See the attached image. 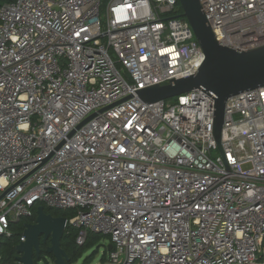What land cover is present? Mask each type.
Wrapping results in <instances>:
<instances>
[{
    "label": "built area",
    "instance_id": "2783aa9c",
    "mask_svg": "<svg viewBox=\"0 0 264 264\" xmlns=\"http://www.w3.org/2000/svg\"><path fill=\"white\" fill-rule=\"evenodd\" d=\"M198 1L220 45L264 47V0ZM181 15L177 0L0 6V243L43 206L72 211L79 247L109 238V264H264V87L227 100L219 144L206 93L134 92L202 64Z\"/></svg>",
    "mask_w": 264,
    "mask_h": 264
},
{
    "label": "water",
    "instance_id": "95a60500",
    "mask_svg": "<svg viewBox=\"0 0 264 264\" xmlns=\"http://www.w3.org/2000/svg\"><path fill=\"white\" fill-rule=\"evenodd\" d=\"M177 1L182 9L181 16L189 23L204 60L193 75L171 79L170 84L165 86L155 84L134 92L146 104L174 99L194 90L206 93L214 101L213 136L219 144L227 100L245 91L264 87V47L240 52L220 45L199 1ZM4 195L1 194L0 199ZM35 215L33 224L24 225V240L15 248L18 254L16 264H35L33 257L39 256L40 238L43 242L49 240L46 253L52 256L53 264H65L67 256L61 248V240L66 229V218L46 214L43 206L37 207ZM107 250H111V245Z\"/></svg>",
    "mask_w": 264,
    "mask_h": 264
},
{
    "label": "trees",
    "instance_id": "16d2710c",
    "mask_svg": "<svg viewBox=\"0 0 264 264\" xmlns=\"http://www.w3.org/2000/svg\"><path fill=\"white\" fill-rule=\"evenodd\" d=\"M14 0H0L2 2L1 4H7L11 3ZM120 67V66H118ZM37 209V208H36ZM45 210V207H44ZM72 214V211H69ZM68 211H61V210H52L47 209L45 210L46 214H50L53 217L56 218H66L68 219ZM36 218L35 211L34 215L30 219L20 220L17 223H14L11 225V236L9 238H3L0 243V264H15V260L17 257V252L15 250L16 246L20 242V238L22 236L23 228L25 224H28L30 222H34ZM75 235L76 232L72 228H66L64 232V236L61 240V248L65 251L67 259L65 261V264H76L86 253L87 250H89L91 247H93L95 244H97L102 236L100 235H94L90 234L87 238V241L82 247H79L75 244ZM5 239V240H4ZM109 239V238H108ZM49 245V241L43 243L40 242L39 248V256H34L33 261L35 264H48L47 260L53 261V258L51 255H48L46 253V249ZM93 260V256H88L84 258L83 262L85 264L91 263ZM102 263L104 264L107 261L106 253L101 258Z\"/></svg>",
    "mask_w": 264,
    "mask_h": 264
},
{
    "label": "rangeland",
    "instance_id": "374dc122",
    "mask_svg": "<svg viewBox=\"0 0 264 264\" xmlns=\"http://www.w3.org/2000/svg\"><path fill=\"white\" fill-rule=\"evenodd\" d=\"M108 0H104L105 5L107 4ZM0 2V6L3 5ZM176 98L169 99L168 101L174 102ZM215 156V153H213V157ZM48 208L45 207V210ZM69 212V211H68ZM36 213V209H35ZM73 215L69 212L68 218H71ZM5 240V239H4ZM109 245V241L107 237L102 236L97 244H95L93 247H91L89 250L86 251V253L83 255V257L76 263V264H85L83 262L84 258L88 256H93V260L89 264H103L101 261V258L105 252H107V246ZM48 264H53L51 260H47ZM44 264V263H41ZM105 264H109L108 262Z\"/></svg>",
    "mask_w": 264,
    "mask_h": 264
},
{
    "label": "flooded vegetation",
    "instance_id": "af4514ba",
    "mask_svg": "<svg viewBox=\"0 0 264 264\" xmlns=\"http://www.w3.org/2000/svg\"><path fill=\"white\" fill-rule=\"evenodd\" d=\"M34 221H35V220H34ZM33 223H34V222H30V223H28V224H33ZM41 241L43 242L42 238H40V242H41ZM47 241H49V240H47ZM47 241H46V242H47ZM43 243H45V242H43ZM49 245H50V242H49ZM49 245H48V246H49ZM17 256H18V254H17ZM34 256H36V255H34ZM16 258H17V257H16ZM52 262H53V261H52ZM16 263H17V262H16V260H15V264H16Z\"/></svg>",
    "mask_w": 264,
    "mask_h": 264
},
{
    "label": "crops",
    "instance_id": "0c3cea01",
    "mask_svg": "<svg viewBox=\"0 0 264 264\" xmlns=\"http://www.w3.org/2000/svg\"><path fill=\"white\" fill-rule=\"evenodd\" d=\"M107 239H108V238H107ZM108 241H109V239H108ZM109 245H110V244H109ZM109 245H108V246H109ZM108 246H107V248H108ZM105 253H107V252H105ZM103 255H104V254H103ZM105 263H107V261H106ZM105 263H104V264H105Z\"/></svg>",
    "mask_w": 264,
    "mask_h": 264
}]
</instances>
